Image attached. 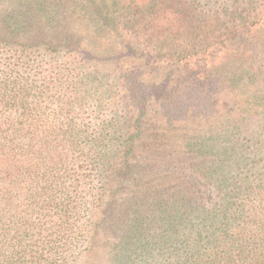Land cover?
Masks as SVG:
<instances>
[{
	"label": "trees",
	"instance_id": "1",
	"mask_svg": "<svg viewBox=\"0 0 264 264\" xmlns=\"http://www.w3.org/2000/svg\"><path fill=\"white\" fill-rule=\"evenodd\" d=\"M195 5L0 0V264H264V0Z\"/></svg>",
	"mask_w": 264,
	"mask_h": 264
},
{
	"label": "rangeland",
	"instance_id": "2",
	"mask_svg": "<svg viewBox=\"0 0 264 264\" xmlns=\"http://www.w3.org/2000/svg\"><path fill=\"white\" fill-rule=\"evenodd\" d=\"M186 3L190 4L191 2L196 3V8L199 11V14L197 18L201 19H207L209 21H212L213 19H216L218 17H222V15L219 12H223L224 8H229L231 5H233L234 2H238L242 4L244 0H184ZM254 3H259L261 0H250ZM227 20L224 18H221L222 26L226 25ZM228 25H231L230 22H228ZM247 36L239 37L237 39L238 42L248 43ZM144 53L146 54V57L144 59H147L145 63H151L154 62V65H158V67H165L166 71L173 70L176 66L171 65L166 58L159 59L158 61H154L153 59L149 58V55H151L150 50H145ZM156 52H153L155 54ZM149 54V55H148ZM141 63L140 61H137ZM144 63V64H145ZM204 62H199L198 65H203ZM201 68H203L201 66ZM146 68H143V71L139 74L138 78H133L130 85H128L127 91L128 93H123L127 95L131 100V105L133 107H138L142 103V101L145 99V97H150L151 100L148 102L150 113H154L156 109H158L157 106V100L159 97L161 98H171V100H175L176 98H182L183 93H187V91L191 90V88L195 85H198L197 83L202 82L204 83L205 80L201 79L199 82L197 81L196 84L192 82V73L194 72V68L192 66L188 67L187 69H184L182 71H179L175 74V76L171 77L173 78L170 80L171 82L163 83L162 76H148ZM146 72V73H145ZM188 78H186V77ZM170 78V79H171ZM163 83V84H162ZM162 84V86H160ZM168 85L166 89L161 90V93H156L157 88H162L163 86ZM200 93V92H197ZM152 98H156L153 100ZM176 102V101H175ZM123 105L121 103L118 104L116 109H123Z\"/></svg>",
	"mask_w": 264,
	"mask_h": 264
}]
</instances>
